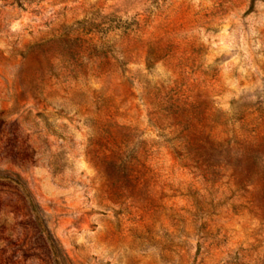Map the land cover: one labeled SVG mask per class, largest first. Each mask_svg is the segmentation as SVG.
I'll return each instance as SVG.
<instances>
[{
    "label": "rangeland",
    "instance_id": "374dc122",
    "mask_svg": "<svg viewBox=\"0 0 264 264\" xmlns=\"http://www.w3.org/2000/svg\"><path fill=\"white\" fill-rule=\"evenodd\" d=\"M0 264H264V0H0Z\"/></svg>",
    "mask_w": 264,
    "mask_h": 264
}]
</instances>
